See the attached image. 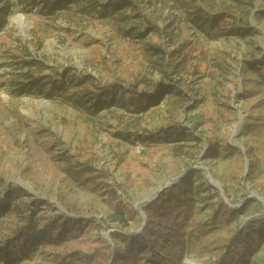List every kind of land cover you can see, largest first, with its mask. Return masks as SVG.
<instances>
[{
    "label": "rangeland",
    "instance_id": "obj_1",
    "mask_svg": "<svg viewBox=\"0 0 264 264\" xmlns=\"http://www.w3.org/2000/svg\"><path fill=\"white\" fill-rule=\"evenodd\" d=\"M98 1L116 2L118 13L127 17L85 16L77 22L70 17L74 22H69L65 16L39 12L43 10L39 0H0V15L6 11L0 29V100L15 104L23 116L47 128L56 147L68 150L75 160L110 174L120 186L118 193L137 212L125 233L141 231V207L154 199L138 207L136 197L160 185L155 195L174 212L162 264H264V228L252 224L248 233L256 237L250 240L251 247L226 258L229 230L238 231L264 213V200L258 198L264 199V18L255 16L264 12V0ZM18 14L24 32L11 19ZM47 24L53 28L50 36L30 35L33 26ZM150 46L161 51L155 54ZM24 49L29 56L22 54ZM34 57L43 60L44 72L53 78L68 71L72 81L66 94L72 97L87 89L97 92L107 83L127 85L135 73L134 89L157 93L156 103L136 113L123 98L124 107L114 105L92 114L67 103L58 92L52 99L18 96L13 83L25 70L21 58ZM198 116L204 123L195 130ZM176 127L188 132L186 140L160 143L144 137ZM26 159L25 149L7 157L0 164V176L63 210L50 178L35 188L20 176ZM144 170L152 185L136 189L125 183ZM223 186L232 191L230 198ZM245 195L256 197L261 208L243 206ZM220 200L242 213L227 223L212 224ZM84 216L93 220L92 236L98 234L108 243L110 232L121 230L107 226L103 204ZM40 260L36 250L27 264Z\"/></svg>",
    "mask_w": 264,
    "mask_h": 264
},
{
    "label": "trees",
    "instance_id": "obj_2",
    "mask_svg": "<svg viewBox=\"0 0 264 264\" xmlns=\"http://www.w3.org/2000/svg\"><path fill=\"white\" fill-rule=\"evenodd\" d=\"M39 2L43 8L39 12L54 17L65 16L69 22H74L69 20L70 17L77 22V19L85 16L114 18L119 15L122 19L128 15L123 12L119 14V5L114 1ZM5 13L6 11L0 15V29L6 23ZM255 16L258 19L264 18V12H257ZM122 29L119 27L120 33L128 36V32ZM30 33L33 38L40 33L50 36L53 28L51 24L46 27L33 26ZM149 49L155 54L161 51L155 46H150ZM22 52L29 56L26 49ZM21 66L25 70L13 83V91L18 96L52 99L58 92L67 103L83 106L92 114L114 105L124 107L123 98L131 102L136 113L145 112L156 103L157 93L147 94L134 89V80L137 78L135 73L131 74L127 85L107 83L97 92L87 89L83 95L72 97L73 94H66L71 87L69 81H72L67 70L59 78H53L44 72L46 65L43 60L36 57L21 58ZM78 80L79 78L76 83ZM198 118L199 116L193 122L192 128L195 130L204 123L202 117L200 122ZM175 129L144 137L151 142L160 143L187 139L188 132L183 127ZM55 144V137L47 128L23 116L15 104L6 105L0 100V164L7 157L14 158L25 149L27 159L20 176L35 188H42L46 179L50 178L56 183L58 201L63 209L55 207L46 198L35 197L20 185L7 183L0 176V264H27L36 250L41 252L38 264H162L166 231L174 226L172 207L163 201L162 196H157L141 207L146 217L140 223L141 231L125 233L128 222L136 217L137 212L118 193L120 186L111 180L110 174L90 163L75 160L68 150L58 148ZM125 183L131 188L143 189L152 185L153 181L144 170L139 172L137 178L128 177ZM223 190L228 198L232 196L228 187L223 186ZM102 204L107 210V226L114 224L121 229L120 232H110V243L98 234L92 236L90 229L94 227L93 220L84 216L93 213ZM242 205H253L255 210L261 208V202L256 197L247 198L246 195ZM241 213L239 208H233L220 200L212 212V224L227 223ZM250 224L256 228H264V213H260L238 231L229 230L230 248L226 252V258L230 252L246 251L251 247L250 240L256 236L248 233Z\"/></svg>",
    "mask_w": 264,
    "mask_h": 264
},
{
    "label": "bare ground",
    "instance_id": "obj_3",
    "mask_svg": "<svg viewBox=\"0 0 264 264\" xmlns=\"http://www.w3.org/2000/svg\"><path fill=\"white\" fill-rule=\"evenodd\" d=\"M11 19H12V21H14L17 24V26L21 29V31L24 32V22H23L22 17L18 14L14 17H11ZM238 127H239V125L237 124L235 126L234 130L237 131ZM20 183L22 185H26V183L23 180H20ZM159 187H160V185H157L153 188H150L149 190L145 191L141 196L136 197L138 207L142 203H145V202L149 201L150 199H152L153 196L158 192ZM186 264H194V263L191 261H187Z\"/></svg>",
    "mask_w": 264,
    "mask_h": 264
},
{
    "label": "water",
    "instance_id": "obj_4",
    "mask_svg": "<svg viewBox=\"0 0 264 264\" xmlns=\"http://www.w3.org/2000/svg\"><path fill=\"white\" fill-rule=\"evenodd\" d=\"M210 178L215 182V186H217V188L219 189L220 192H222V189L218 186V182L212 178V176L209 174ZM157 197V195H155L153 198L155 199ZM258 197V196H257ZM260 198L261 200H264L262 197H258ZM137 209V208H136ZM141 214H143V220L145 221L146 217L143 213V211H141Z\"/></svg>",
    "mask_w": 264,
    "mask_h": 264
}]
</instances>
